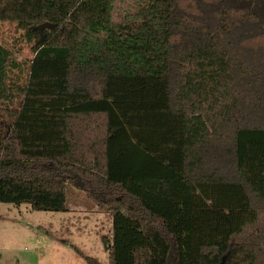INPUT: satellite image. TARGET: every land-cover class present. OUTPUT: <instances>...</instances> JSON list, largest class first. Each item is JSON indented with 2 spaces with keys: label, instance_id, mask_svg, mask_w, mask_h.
<instances>
[{
  "label": "trees",
  "instance_id": "1",
  "mask_svg": "<svg viewBox=\"0 0 264 264\" xmlns=\"http://www.w3.org/2000/svg\"><path fill=\"white\" fill-rule=\"evenodd\" d=\"M4 24L0 202L112 216L108 264H264V0H0Z\"/></svg>",
  "mask_w": 264,
  "mask_h": 264
},
{
  "label": "rangeland",
  "instance_id": "2",
  "mask_svg": "<svg viewBox=\"0 0 264 264\" xmlns=\"http://www.w3.org/2000/svg\"><path fill=\"white\" fill-rule=\"evenodd\" d=\"M0 31L2 41L15 45L11 25L0 26ZM14 50L19 59L31 57L28 46L19 45ZM259 123H263L260 117L253 125ZM225 140L220 138L219 154L213 162L217 158L220 172L236 179L229 147L222 145ZM113 220L99 212L37 211L25 203L15 206L0 202V264H87L84 255L108 264L106 245L111 243ZM122 227L132 230L131 225Z\"/></svg>",
  "mask_w": 264,
  "mask_h": 264
},
{
  "label": "water",
  "instance_id": "3",
  "mask_svg": "<svg viewBox=\"0 0 264 264\" xmlns=\"http://www.w3.org/2000/svg\"><path fill=\"white\" fill-rule=\"evenodd\" d=\"M45 25H47V23H45L44 25L42 24V25L38 26V28L41 30Z\"/></svg>",
  "mask_w": 264,
  "mask_h": 264
}]
</instances>
